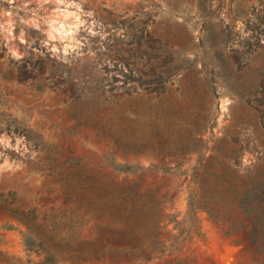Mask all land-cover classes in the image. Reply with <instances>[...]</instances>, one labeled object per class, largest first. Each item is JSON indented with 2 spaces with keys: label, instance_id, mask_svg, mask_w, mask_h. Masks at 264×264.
Instances as JSON below:
<instances>
[{
  "label": "rangeland",
  "instance_id": "obj_1",
  "mask_svg": "<svg viewBox=\"0 0 264 264\" xmlns=\"http://www.w3.org/2000/svg\"><path fill=\"white\" fill-rule=\"evenodd\" d=\"M258 207L264 0H0V264H263Z\"/></svg>",
  "mask_w": 264,
  "mask_h": 264
},
{
  "label": "trees",
  "instance_id": "obj_2",
  "mask_svg": "<svg viewBox=\"0 0 264 264\" xmlns=\"http://www.w3.org/2000/svg\"><path fill=\"white\" fill-rule=\"evenodd\" d=\"M257 209L258 211L261 210L260 213L264 214V209L262 210L261 207L256 208L254 212ZM250 242L252 244H256L255 253L262 256L260 261L264 264V221L262 223H254L252 225Z\"/></svg>",
  "mask_w": 264,
  "mask_h": 264
},
{
  "label": "bare ground",
  "instance_id": "obj_3",
  "mask_svg": "<svg viewBox=\"0 0 264 264\" xmlns=\"http://www.w3.org/2000/svg\"><path fill=\"white\" fill-rule=\"evenodd\" d=\"M232 262H233V259L231 256H229L227 261H226V264H232Z\"/></svg>",
  "mask_w": 264,
  "mask_h": 264
}]
</instances>
